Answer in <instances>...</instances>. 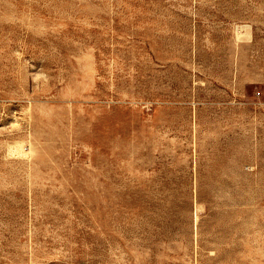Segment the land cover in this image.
<instances>
[{
	"label": "rangeland",
	"instance_id": "obj_1",
	"mask_svg": "<svg viewBox=\"0 0 264 264\" xmlns=\"http://www.w3.org/2000/svg\"><path fill=\"white\" fill-rule=\"evenodd\" d=\"M0 264H264V0H0Z\"/></svg>",
	"mask_w": 264,
	"mask_h": 264
}]
</instances>
